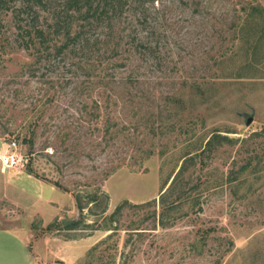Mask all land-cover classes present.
<instances>
[{"label": "rangeland", "instance_id": "obj_1", "mask_svg": "<svg viewBox=\"0 0 264 264\" xmlns=\"http://www.w3.org/2000/svg\"><path fill=\"white\" fill-rule=\"evenodd\" d=\"M52 1L0 0V141L70 202L108 200L36 231L50 264H264V0H155L159 53L106 42L84 62L48 34L36 62L19 28L45 29Z\"/></svg>", "mask_w": 264, "mask_h": 264}, {"label": "trees", "instance_id": "obj_2", "mask_svg": "<svg viewBox=\"0 0 264 264\" xmlns=\"http://www.w3.org/2000/svg\"><path fill=\"white\" fill-rule=\"evenodd\" d=\"M154 2L155 0H53L50 20L46 28L35 29L33 38L29 37L25 30L19 28L21 33L24 32L26 34H21V37H19L24 42L26 50L34 47L36 62L40 61L43 54H47L51 49V47H44L48 43V34H53L60 40V45L53 49L57 56L63 55L65 52L72 55L81 54L80 59L82 61H93L95 58H100V54L103 56L102 49L108 42L113 45L109 48H112L111 51L114 55L115 53H123L126 55L125 60L131 61V58L137 54L145 55L149 53L154 55L160 51L153 32L155 27L147 13L148 9L153 7ZM38 3L42 4V1ZM29 9L32 8L29 7ZM98 28L109 32L100 38V35L96 33ZM130 28L131 30H129ZM114 32L116 33L114 34ZM35 44L41 45L42 48L35 49ZM109 48L106 51H109ZM251 136L264 140V129L260 132H254ZM226 137L218 132L212 134L205 142L202 153L207 150L211 151L215 143L221 140H228ZM250 165L249 159L242 171H245ZM27 166L25 171L28 174L40 180H45ZM53 186L60 188L58 184ZM62 190L68 192L67 188ZM73 197L80 213L87 206L89 208H101V213L103 214L106 212L108 197L98 187L86 194L85 200L77 194L73 195ZM117 210H119V207L116 208ZM114 213L115 211L109 218H112ZM78 224L76 222L64 226V229H76ZM107 230L113 231V229ZM95 249L96 247L92 248L89 253H93Z\"/></svg>", "mask_w": 264, "mask_h": 264}, {"label": "crops", "instance_id": "obj_3", "mask_svg": "<svg viewBox=\"0 0 264 264\" xmlns=\"http://www.w3.org/2000/svg\"><path fill=\"white\" fill-rule=\"evenodd\" d=\"M6 153L7 145L0 141V264H50L54 258L62 259L43 248L52 246L50 238L36 240L35 233L55 220H71L74 200L24 168L2 169L1 156ZM84 241L73 240L66 247L75 250ZM74 252L70 256L75 258Z\"/></svg>", "mask_w": 264, "mask_h": 264}, {"label": "built area", "instance_id": "obj_4", "mask_svg": "<svg viewBox=\"0 0 264 264\" xmlns=\"http://www.w3.org/2000/svg\"><path fill=\"white\" fill-rule=\"evenodd\" d=\"M7 153L1 156L2 169L8 168H23L24 158L16 153L15 142L6 143Z\"/></svg>", "mask_w": 264, "mask_h": 264}, {"label": "water", "instance_id": "obj_5", "mask_svg": "<svg viewBox=\"0 0 264 264\" xmlns=\"http://www.w3.org/2000/svg\"><path fill=\"white\" fill-rule=\"evenodd\" d=\"M252 118L248 117L245 121V125L248 126L251 123ZM74 222V220H67V221H63L62 224L63 226H67L70 225Z\"/></svg>", "mask_w": 264, "mask_h": 264}]
</instances>
